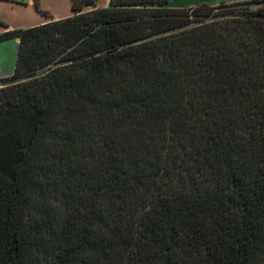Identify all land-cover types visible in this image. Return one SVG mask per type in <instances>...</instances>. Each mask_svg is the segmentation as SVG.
<instances>
[{
	"label": "trees",
	"instance_id": "1",
	"mask_svg": "<svg viewBox=\"0 0 264 264\" xmlns=\"http://www.w3.org/2000/svg\"><path fill=\"white\" fill-rule=\"evenodd\" d=\"M170 1L0 34V264H264V0Z\"/></svg>",
	"mask_w": 264,
	"mask_h": 264
},
{
	"label": "rangeland",
	"instance_id": "2",
	"mask_svg": "<svg viewBox=\"0 0 264 264\" xmlns=\"http://www.w3.org/2000/svg\"><path fill=\"white\" fill-rule=\"evenodd\" d=\"M96 7H107L110 0H92ZM226 0H171L169 7L186 9L189 6L206 4L214 7L211 13L219 14L220 12L228 11V7L219 8L220 4H226ZM39 10L46 12L48 16L62 19L63 16H70L71 0H39ZM94 6H87L89 10L94 9ZM30 7V8H29ZM235 9L253 10L254 6L243 5ZM34 17L39 21L48 20L47 17L40 12H36L33 0H0V34L4 27L28 26L30 22H34ZM66 18V17H65ZM10 29V28H9ZM17 40L8 39L0 42V71L2 76H11L14 70V62L17 53Z\"/></svg>",
	"mask_w": 264,
	"mask_h": 264
},
{
	"label": "crops",
	"instance_id": "3",
	"mask_svg": "<svg viewBox=\"0 0 264 264\" xmlns=\"http://www.w3.org/2000/svg\"><path fill=\"white\" fill-rule=\"evenodd\" d=\"M39 1V0H38ZM227 2H225L226 4H232V3H238V2H244V1H248V0H226ZM39 3V2H38ZM39 6H40V4H39ZM195 6H197V5H193V6H189V8H191V7H195ZM96 7V6H95ZM30 8V7H29ZM35 8V7H34ZM102 8V7H101ZM40 9V8H39ZM35 10H36V12H38L37 11V9L35 8ZM39 13V12H38ZM70 14H71V12H70ZM50 17V16H49ZM64 18L66 17H68L67 15L66 16H63ZM35 19H34V22H30V24H28V26H25V27H22V26H16V27H9V28H7V27H4V29H3V32L6 30V29H8V30H12V29H26V28H30V27H33V26H37V25H40V24H43V23H45V22H47V20H44V21H39L36 17H34ZM47 19H49V18H47ZM50 19H52V20H57V19H59V18H54V17H50ZM49 19V20H50ZM6 28V29H5ZM14 40H17V39H14ZM17 45H18V40H17ZM8 77H10V76H8ZM3 78H7V76H2L1 75V71H0V79H3Z\"/></svg>",
	"mask_w": 264,
	"mask_h": 264
}]
</instances>
